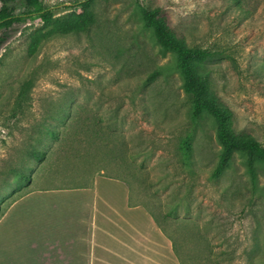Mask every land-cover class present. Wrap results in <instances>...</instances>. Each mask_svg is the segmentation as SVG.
<instances>
[{
  "label": "rangeland",
  "instance_id": "rangeland-1",
  "mask_svg": "<svg viewBox=\"0 0 264 264\" xmlns=\"http://www.w3.org/2000/svg\"><path fill=\"white\" fill-rule=\"evenodd\" d=\"M81 1L41 0L57 20L80 13ZM138 4L160 7L187 47L217 53L198 62L200 73L234 132L264 146V0H95L91 30L67 36L31 15L0 30L2 207L10 169L30 167L0 218V264H87L83 190L97 176L128 188L181 264H264V170L252 182L237 154L210 177L220 152L213 120H191L174 57L142 28ZM32 146L42 162L27 158Z\"/></svg>",
  "mask_w": 264,
  "mask_h": 264
},
{
  "label": "trees",
  "instance_id": "trees-1",
  "mask_svg": "<svg viewBox=\"0 0 264 264\" xmlns=\"http://www.w3.org/2000/svg\"><path fill=\"white\" fill-rule=\"evenodd\" d=\"M17 3L26 8L25 13H15ZM94 4L95 0H82L78 5L80 13H72L62 20H57L54 19L56 11L44 7L41 0H0V30L8 29L15 23L28 21L31 15H35L44 28L55 24L56 33L60 36L88 33L96 22ZM137 8L142 28L151 33L161 51L171 53L174 57V68L181 77L183 92L191 99V120L196 122L203 115L213 120L215 138L220 146V152L210 177L217 179L223 175L230 167L233 157L238 154L244 158L246 172L250 175L252 182H255L257 171L264 170V146L249 136L234 132L231 127L230 112L215 101L209 90L207 79L200 73L198 62L213 60L218 56L217 53L187 47L182 40L175 37L165 19L161 17L160 7L150 9L138 4ZM69 115L70 113L67 114ZM180 150L183 153V161L192 167L191 151L187 140L182 141ZM25 154L29 160L37 162H42L45 158V152L34 146L29 147ZM29 170L28 165L10 169L9 174L12 177L10 181L4 182V188L10 189L11 192L4 198V202L8 201L7 205L5 207L0 205V218L6 207L21 197L17 195V192L21 190L19 184L28 182L29 178L25 173Z\"/></svg>",
  "mask_w": 264,
  "mask_h": 264
},
{
  "label": "crops",
  "instance_id": "crops-1",
  "mask_svg": "<svg viewBox=\"0 0 264 264\" xmlns=\"http://www.w3.org/2000/svg\"><path fill=\"white\" fill-rule=\"evenodd\" d=\"M89 211L87 264H181L171 238L128 188L97 176L84 189Z\"/></svg>",
  "mask_w": 264,
  "mask_h": 264
}]
</instances>
